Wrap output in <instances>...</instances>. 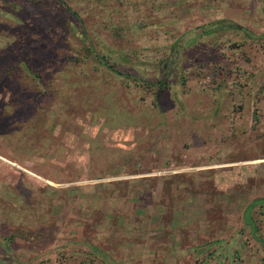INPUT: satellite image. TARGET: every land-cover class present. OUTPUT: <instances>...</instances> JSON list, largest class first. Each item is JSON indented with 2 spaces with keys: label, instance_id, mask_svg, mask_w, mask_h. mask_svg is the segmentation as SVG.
<instances>
[{
  "label": "rangeland",
  "instance_id": "obj_1",
  "mask_svg": "<svg viewBox=\"0 0 264 264\" xmlns=\"http://www.w3.org/2000/svg\"><path fill=\"white\" fill-rule=\"evenodd\" d=\"M64 2L0 0V264H264V0Z\"/></svg>",
  "mask_w": 264,
  "mask_h": 264
},
{
  "label": "trees",
  "instance_id": "obj_2",
  "mask_svg": "<svg viewBox=\"0 0 264 264\" xmlns=\"http://www.w3.org/2000/svg\"><path fill=\"white\" fill-rule=\"evenodd\" d=\"M61 2V5H64L62 11L64 12H69L70 14H72V16L74 17H77V14L76 12H73L71 11L69 8L66 7V2H64V0H60ZM81 29V28H80ZM83 29V28H82ZM84 29L83 31H81V33L86 36L84 33ZM88 37V36H87ZM87 51L89 53H92V56H94L95 58H97L99 60V62H101L107 69L108 71L115 75V76H122L124 78H126L125 76H123V74L125 73L126 75L127 74H132L135 73V71H133V73H131L129 71V68L130 66H127V67H123L122 64H120V59L118 58H115L113 55H111L110 53H106V52H96L95 49L90 45L88 44L87 47H86ZM73 61L75 62H79L81 61L80 58H75L73 59ZM93 67V70H98L97 66L96 65H92ZM165 72V71H164ZM168 72H166L167 74ZM166 74L162 75L161 78L159 79V82L161 83V85H165V77H166ZM264 198L263 197H260V198H257L256 200H252L250 202V206L253 205L256 201H263Z\"/></svg>",
  "mask_w": 264,
  "mask_h": 264
},
{
  "label": "crops",
  "instance_id": "obj_3",
  "mask_svg": "<svg viewBox=\"0 0 264 264\" xmlns=\"http://www.w3.org/2000/svg\"><path fill=\"white\" fill-rule=\"evenodd\" d=\"M137 253L141 256L140 260H142L140 263H137V264H146V260L148 259L147 256L153 255V252L151 254H146L144 252H137ZM138 254H136V255H138Z\"/></svg>",
  "mask_w": 264,
  "mask_h": 264
}]
</instances>
